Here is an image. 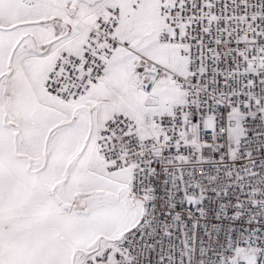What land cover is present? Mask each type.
Segmentation results:
<instances>
[{
  "label": "snow or ice",
  "instance_id": "1",
  "mask_svg": "<svg viewBox=\"0 0 264 264\" xmlns=\"http://www.w3.org/2000/svg\"><path fill=\"white\" fill-rule=\"evenodd\" d=\"M0 264H264V0H0Z\"/></svg>",
  "mask_w": 264,
  "mask_h": 264
}]
</instances>
